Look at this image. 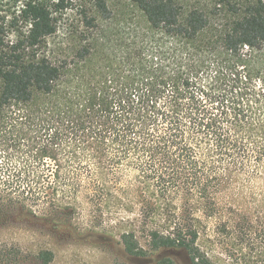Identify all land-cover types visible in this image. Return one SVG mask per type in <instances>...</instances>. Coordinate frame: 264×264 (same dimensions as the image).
Segmentation results:
<instances>
[{
    "label": "trees",
    "instance_id": "1",
    "mask_svg": "<svg viewBox=\"0 0 264 264\" xmlns=\"http://www.w3.org/2000/svg\"><path fill=\"white\" fill-rule=\"evenodd\" d=\"M81 1L60 58L49 0L0 36V264H56L30 225L155 264H222L211 227L264 240V0Z\"/></svg>",
    "mask_w": 264,
    "mask_h": 264
},
{
    "label": "rangeland",
    "instance_id": "2",
    "mask_svg": "<svg viewBox=\"0 0 264 264\" xmlns=\"http://www.w3.org/2000/svg\"><path fill=\"white\" fill-rule=\"evenodd\" d=\"M66 1H70L72 6H78L82 2L81 0ZM49 2L56 25V31L49 38V48L54 58H60V28H62L64 18L60 19V0H49ZM23 4L24 0H0V36L6 44L11 45L29 30L30 26L21 13ZM228 215L229 213L226 211L225 217ZM76 216L78 217V215ZM80 217L82 220L78 226L81 228L101 224L110 235L117 236L115 215L109 214L98 217L83 213ZM208 231L215 237L214 250L216 253H220L219 257L222 264H264V240L262 236H255V239L252 238L253 240L243 244L238 237H231V235L224 231L221 232L217 228L211 227ZM42 232L35 225L27 226L23 230L22 239L32 251L36 250L39 244L54 246L58 251L56 264H155L152 259L127 258L121 245L115 243L118 238H112L106 243H92L81 235L79 237L73 235L69 230H60L59 239L43 235ZM77 232H80V229ZM142 240L148 249V244L144 239ZM30 262L31 264H39L34 258H31Z\"/></svg>",
    "mask_w": 264,
    "mask_h": 264
}]
</instances>
